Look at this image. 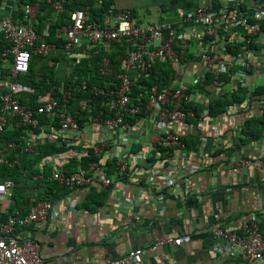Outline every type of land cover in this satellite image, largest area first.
I'll return each mask as SVG.
<instances>
[{
	"label": "crops",
	"instance_id": "crops-1",
	"mask_svg": "<svg viewBox=\"0 0 264 264\" xmlns=\"http://www.w3.org/2000/svg\"><path fill=\"white\" fill-rule=\"evenodd\" d=\"M114 2L117 8L132 9L139 25L173 23L199 43V28L191 21L199 1L193 6L184 1L171 6L167 12L160 6L168 0ZM47 3L39 16L40 28L53 16ZM12 5L16 15H20L21 9L13 0H0V16ZM180 14L185 18L181 19ZM66 61H61L55 70L58 81L69 74L70 59ZM173 66L176 81L182 80L198 95L194 103L199 108L198 120L177 127L182 139H187L184 151L187 157L174 154L168 158L170 152L164 153L149 141L151 129L143 119L126 137L118 134L111 137L94 125L84 127L74 137L51 124L41 122L40 129L25 126L23 141L33 147V153L39 146L44 149L49 144L66 146L69 140L72 147L80 148L65 147V151L59 153H67L70 157L69 163L60 168L62 172L73 160L81 161L82 154L87 153L85 150L92 149L93 143L104 138L111 140V145L101 162L121 159L128 153L132 167L127 174H110L103 164L102 172L94 174L91 184L66 193L61 189L51 192L43 179L52 184L54 165L43 161L53 155L45 156L34 168L39 174L32 180H24L28 182L27 187L34 189L19 186L16 191L15 185L11 195L0 201L4 215L10 212L15 214L11 217L22 218L27 215L21 213L30 209L34 200L44 195L51 198L54 211L47 223L18 227L16 231L18 239L33 241L39 246L45 264H102L140 248L147 250L142 264H264V261L251 262L239 251L230 252L226 241L214 237L220 228L239 230L245 218L254 217L256 222L264 224V171L248 168L240 172L236 165L242 158L259 157L264 151V133L258 140L240 145L244 139L243 128L248 121L258 118V111L237 102L228 106L225 113L211 118L210 105L222 98L225 90L220 88L210 93L206 86L192 87L195 79L205 73L204 65L193 55ZM232 67L245 74L241 88H264L262 63L247 71L239 64ZM204 116L211 118L209 127L201 122ZM194 145L196 149H191ZM15 163L17 165L18 160ZM48 169L51 173L45 177ZM103 175L112 179L110 187L101 184ZM169 176L173 178L171 184L166 182ZM14 195L16 206L12 201ZM182 236H190V244L182 247L165 245L158 247L156 252L150 251L163 237L177 239Z\"/></svg>",
	"mask_w": 264,
	"mask_h": 264
},
{
	"label": "built area",
	"instance_id": "built-area-1",
	"mask_svg": "<svg viewBox=\"0 0 264 264\" xmlns=\"http://www.w3.org/2000/svg\"><path fill=\"white\" fill-rule=\"evenodd\" d=\"M13 1L20 7L21 14L17 16L16 8L12 5L5 15L0 16V52L3 51V67L10 70L6 79L0 78V137L9 126L40 129L42 118L57 120L60 131L71 137L77 136L89 125L97 126L111 137L116 134L126 137L134 129V125L127 122V119L142 116L145 125L151 129L149 141L158 145L164 153L172 151L173 155L187 157L177 127L198 120L192 110H185V106L197 101L198 95L182 80L171 85L151 87L139 85L138 82L147 79L155 65L179 64L190 55L199 59L205 68V73L195 79L192 87L206 86L207 76L211 74L215 78V89H220V77L230 74L232 88L239 90L244 86L245 74L234 71L233 64L243 66L246 71L260 63L264 68V0H222L220 8L212 6L210 0H200L191 18L199 28V43L177 28L176 24L163 22L139 25L132 9L115 6L111 11L104 12L100 23L89 21L87 10L82 8L71 13L68 24L54 29L64 13L66 0H47L53 16L40 28L38 20L42 13L41 0ZM95 1L101 4L104 0ZM179 17L185 18L183 14ZM57 43L61 44L66 58L70 59L69 74L65 81L55 78L60 83L59 90L53 87L51 92L38 96L36 107L32 109L29 106L31 98L27 97L23 103L22 97L25 94L35 95V90L14 80L28 75L34 56L49 57L52 50H57ZM116 51L123 53L119 60L120 72L115 74L118 88L107 90L96 85L91 88L92 94L102 97L103 101L98 100V103L100 107L108 109V114L104 111L94 114L88 109L93 103L92 99L81 100L78 108L90 113L82 126L79 121L80 112L72 111L70 106L74 94L87 92L89 86L85 81L82 86L78 84L79 76L74 74L75 69L80 59L101 55L100 76L109 78L114 73L112 56ZM133 87L139 90L136 96L133 95ZM58 91L62 95L60 100ZM260 110L264 111V102L260 103ZM205 113L207 116L208 113ZM206 116L201 122L209 127L211 118ZM241 122L243 125L244 119ZM70 142L66 141L67 149L72 147ZM110 145L111 140L104 138L93 143L92 149L97 157H102ZM7 150L33 153V147L29 144H10L5 150L0 149V166L15 165L3 158ZM127 155L118 162L119 173L127 174L132 168ZM86 156L87 153L80 158ZM69 161L67 153L49 156L43 161L54 165L50 180L61 187L75 190L87 186L93 182L95 173L102 172L100 165L93 162L88 170L79 169L77 173L67 175L60 168ZM236 165L240 172L248 168L264 171V151L259 157L242 158ZM166 179L167 184L173 183L171 176ZM101 184L110 187L113 181L103 175ZM14 186L10 180L0 183V201L11 195ZM53 211L54 204L50 200H34L27 216L9 217L3 222L4 213L0 210V264H45L39 246L33 241L18 239L16 231L18 227L47 223ZM214 237L226 241L230 252L239 251L251 262L264 261V231L254 217L243 219L239 230L220 228L215 231ZM190 242V236L177 239L163 237L150 251L156 252L158 247L165 245L182 247ZM146 253L145 249H135L123 258L107 260L102 264H142Z\"/></svg>",
	"mask_w": 264,
	"mask_h": 264
},
{
	"label": "trees",
	"instance_id": "trees-1",
	"mask_svg": "<svg viewBox=\"0 0 264 264\" xmlns=\"http://www.w3.org/2000/svg\"><path fill=\"white\" fill-rule=\"evenodd\" d=\"M189 6H193L196 4L197 1L200 0H184ZM183 0H168V2L162 4L160 6L161 10H165L166 12L168 9H170L171 6H175L177 4H180L184 2ZM222 0H210V4L214 6L215 8H220ZM42 3V13L45 11L46 7V0L41 1ZM115 6L114 0H104L103 3L99 4L95 0H66V3L64 5V13L61 15L60 20L58 21V25H56V28L58 26H62L63 24H68L70 20V15L72 12H75L77 10H81L82 8H85L87 10V13L89 15V21L100 23V20L103 18V14L106 10L112 9V7ZM21 13V11H19ZM134 15L135 12L133 11ZM57 50H52L49 57H41V56H34L31 62L30 71L28 75L26 76H19L14 81L18 84H21L23 86L32 88L35 90V95L31 94H25L22 97V102H25V99L27 97L31 98L32 102L29 105L30 108H35V101L37 100V97L40 95H45L48 92L52 91L53 87L58 88L60 87V83L55 81V70L58 66V64L62 62H68L66 61V56L61 49V44L57 43ZM4 45V49H5ZM3 49V50H4ZM239 51V50H238ZM2 52H0V78L6 79L10 75V70L5 69L3 67L2 62ZM113 57V70L114 73L109 78H102L99 73L100 68V58L101 55H98L96 58L91 59H80L78 67L75 69L74 74L79 76L78 84L82 86L83 81H85L88 86L89 90L87 92H77L74 94V97L72 99V105L70 106V109L72 111H79V121L82 126L85 125V123L88 120L89 112L88 111H81L78 108V104L81 100H86L88 98H91L93 103L88 108L89 110H92L94 114H99L100 111H104L108 114V109L100 107V104L98 103V100H102V97L95 96L91 93L92 86H98L99 88L103 89H117L119 86V83L115 81V74H118L120 72V66H119V60L121 57H123V53L120 51L114 52ZM175 66L169 65V64H157L155 65L150 71H149V77L143 78L138 82L139 85H147L148 87L154 86V85H171L176 82V72L174 69ZM70 68V66H69ZM67 76H64L62 81H65ZM221 84L222 89L225 90L224 96L220 99L214 100L210 105V116L211 118H216L220 114L225 113L227 110V107L234 106L237 102H243L247 105L251 106V108H254L258 111V118L252 119L248 121L243 128V134L244 139L240 141V145H243L248 142H252L255 140H258L262 137L264 133V111L260 110V103L264 102L262 99L264 98V88H257L254 90H250L247 87L240 88L239 90H235L232 88L233 81L231 79V75H225L223 74L221 77ZM215 78L209 74L207 76V84H206V90L208 92L213 93L216 89L214 86ZM139 90L135 87H133V95H138ZM58 99H62V95H60L58 91ZM245 105V104H244ZM186 111L192 110L196 116H199V108L195 104H190L185 106ZM0 115H1V104H0ZM140 119H143L142 116L138 117V119H127V122L131 123L132 125H135ZM41 122L43 124H51V126L59 127L57 120H52L51 118H42ZM25 126L20 127V129H16L14 127H7L5 132L0 137V149L5 150L10 144H20L25 143L23 141V136L26 135ZM182 142L187 147V139H182ZM64 144V143H63ZM65 144L62 146H59L57 144H49L46 149L39 146L37 149L34 150V153L30 154H22L19 150H7L2 155L3 158L8 161L9 163L15 164L13 167L8 165H2L0 166V183L10 180L14 182V185H16V191L19 186L26 187L27 190H33L34 187H27V181H24L25 178H30L32 180L33 176H37L39 174V171L34 169L37 164L43 159L45 156L49 155H56L59 153H62L65 151ZM197 146L194 145L191 149H196ZM67 149V148H66ZM73 150H80V148L73 146ZM85 151H87L88 156L84 157L81 161L73 160L67 167H65L64 172L67 175H71L74 173H77L79 169L88 170L91 163L95 162L98 163L101 166H103L104 162H101V158L103 157H97L93 149L88 148ZM163 151V149L161 150ZM21 154V155H20ZM173 157L172 151H170V154L168 155V158ZM32 159V160H31ZM18 160V163L16 165L15 161ZM109 160V159H108ZM120 159L112 158V160H109L105 162L104 166L106 168H109V173L113 174V172L119 171V166H117V163ZM102 168V167H101ZM26 173V174H25ZM51 170L48 169L46 172V176L50 175ZM46 180V181H44ZM37 183V181H35ZM44 184L48 183L47 187L52 192L53 189L55 190H62L64 193L66 191H69L70 189L66 187H61L57 183L51 184V182H47V179H43ZM35 184V183H33ZM36 188V187H35ZM51 200V198L48 195L40 196L38 200ZM12 201L14 202V206H16L17 200L16 195L12 197ZM190 203V202H188ZM31 209V208H30ZM30 209L28 208L27 211L22 212V216L28 215L30 212ZM15 214H11L8 212L6 215L3 216L2 221L6 222L9 217L14 216ZM260 227L262 231H264V224H260Z\"/></svg>",
	"mask_w": 264,
	"mask_h": 264
}]
</instances>
